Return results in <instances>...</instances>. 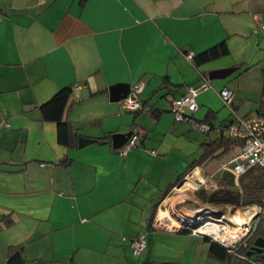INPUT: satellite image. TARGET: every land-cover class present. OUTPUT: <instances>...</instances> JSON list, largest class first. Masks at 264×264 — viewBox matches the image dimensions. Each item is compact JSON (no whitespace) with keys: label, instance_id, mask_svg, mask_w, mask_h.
Masks as SVG:
<instances>
[{"label":"crops","instance_id":"1","mask_svg":"<svg viewBox=\"0 0 264 264\" xmlns=\"http://www.w3.org/2000/svg\"><path fill=\"white\" fill-rule=\"evenodd\" d=\"M0 13V121L9 122L0 125V264L13 245L25 264H224L205 234L163 228L156 217L180 181L211 174L206 187L230 171L223 163L237 144L195 161L231 109L259 111L264 0H0ZM220 41V56L187 55ZM220 68L231 70L209 77ZM203 78L211 87L193 115L212 124L207 132L170 111L171 98ZM138 80L140 109L110 98L109 86ZM64 86L59 125L40 104ZM224 86L234 92L229 105ZM127 131L138 138L122 153L112 134ZM81 137L93 140L79 145ZM140 233L147 247L134 254ZM250 259L264 264L263 253Z\"/></svg>","mask_w":264,"mask_h":264},{"label":"built area","instance_id":"2","mask_svg":"<svg viewBox=\"0 0 264 264\" xmlns=\"http://www.w3.org/2000/svg\"><path fill=\"white\" fill-rule=\"evenodd\" d=\"M1 20V13H0ZM261 28L264 29V24H261ZM189 57L193 56L192 51L187 53ZM143 81L138 80L130 85L128 94L121 98L122 107L125 110H137L141 108V101L139 93L143 88ZM211 87V84L207 78H203L199 82L188 85L185 91L177 97H173L170 100V111L173 114L175 120L178 121H189L191 126L199 131L207 132L212 128V124L209 121L200 120L195 118L193 112L198 108L196 96L199 92ZM222 102L225 105L231 104L234 92L231 88L224 86L219 91ZM231 118L223 125L226 134L239 142V151L227 162L223 163L232 171L234 175L235 183L238 182V176L247 171L253 165H258L264 172V114L253 113L239 115L233 109ZM0 125H9L8 121H0ZM138 138V133L133 132L127 140L119 148L122 153L128 151L130 147L135 145ZM192 176V175H191ZM211 174L206 177L191 179L198 185L199 190L207 182V178H210ZM258 207V211L252 216L264 215V198L261 203L254 204ZM249 223L243 222L241 225L243 229L238 230L235 236H231V242H225L222 239L215 238L209 233L198 229L189 228L192 233H202L208 235L210 238L220 242L228 251L233 252L236 244L243 242L248 231L251 229V220ZM219 224L221 227L220 231H225L226 228L236 224V221L230 219L228 215H221L217 218V222L208 221ZM132 251L134 254H138L147 247V238L145 233H140L132 241ZM244 256V255H240ZM245 257V256H244ZM252 262V260L250 259Z\"/></svg>","mask_w":264,"mask_h":264},{"label":"trees","instance_id":"3","mask_svg":"<svg viewBox=\"0 0 264 264\" xmlns=\"http://www.w3.org/2000/svg\"><path fill=\"white\" fill-rule=\"evenodd\" d=\"M227 51L228 48L226 46V43L224 41H220L197 54H193L192 58L196 62H202L220 56L226 53ZM70 91H71L70 86H64L60 88L49 100L40 104V109L44 117L55 118L58 121L59 125L66 124L67 122L61 121V115H62V110L66 105ZM258 113L264 114V93L260 99V106ZM219 133L220 134L216 139L210 142H206L202 145L203 152L200 156V159H197L195 161L196 163L204 160L208 156L217 158V156L219 155L214 154V151L221 147L222 150H228L231 149L236 144L239 145V142L237 140L230 138L225 133L224 127H222L219 130ZM195 162L192 163L190 167L196 164ZM226 173L229 175V178L226 179L225 177L217 176L218 177V180L216 182L217 186L214 189L208 191L206 190V187H202L198 191L200 192V195L204 200L215 203H228V204L243 205V206L254 205L262 202V199L264 198V172L260 166L253 165L247 171L240 174L238 176L237 183H235L234 181V175L231 170L226 171ZM165 194L166 193H164L161 198H163ZM157 202H155V206ZM155 206L152 212V216L155 212ZM253 207H257V206L255 205ZM262 221L264 222V216L262 217ZM177 230L190 231L188 228L183 226L179 227ZM258 236L259 234L246 235L243 242L236 244V247L234 248L233 252L228 251L227 247H225L220 242L210 238L208 235H205V238L208 239L210 242L209 250L211 254L223 260L224 264H249V262H251L250 261L251 255L247 254L246 250L250 247L254 239ZM262 253L264 254V248H262L261 252H257V250H254L252 254L255 255L257 258L258 255ZM240 255H245V257ZM25 263L26 260L22 251V247L20 245L10 246L7 253L5 264H25ZM141 264H181V263L177 261L147 260L145 262H142Z\"/></svg>","mask_w":264,"mask_h":264},{"label":"rangeland","instance_id":"4","mask_svg":"<svg viewBox=\"0 0 264 264\" xmlns=\"http://www.w3.org/2000/svg\"><path fill=\"white\" fill-rule=\"evenodd\" d=\"M220 177H225L227 179V178H229V175L227 173H225ZM217 180H218V177L212 178L210 183L206 186V190L210 191V190L214 189L217 186V184L215 185L213 183L217 182ZM181 182H183V181H180L177 188H175L176 190L173 189L171 192L168 193L169 197L166 196V198L167 197L168 198L165 201L170 200L175 192L185 191V190L188 191L189 196L186 199H184L186 201L184 203H182L181 206L180 205L178 206L176 204L174 206L177 207L181 213H186L187 215H190L191 220H193L195 218L196 223H194V222L193 223H183V220H182L183 218L180 216V214L177 212V210L173 208V205L164 204V207L162 208V210L164 212H166L176 222H178L179 225H177L175 227H171V226L160 224V225H162L163 228L175 229V228H179V227L183 226V227H186L188 229L189 228L197 229V227L204 222H207V221L217 222V218L221 217V215H228V217L230 219H233L234 221H236L237 220L236 218L239 217L240 214L242 212H244V210L253 207V205H252V206H249L245 209H240V207H242L243 205L209 202L207 200H204L201 197L200 192H198L199 190H197V191L189 190ZM159 206H161V204ZM245 206H247V205H245ZM197 209H199V211H196ZM231 215H232V218H231ZM262 217H263L262 214H260V215H257V216L252 218L251 229L248 231L247 235L264 234V231L262 230L264 228V223L262 221ZM193 224H196V225L192 226ZM196 233H198V232L196 231Z\"/></svg>","mask_w":264,"mask_h":264},{"label":"bare ground","instance_id":"5","mask_svg":"<svg viewBox=\"0 0 264 264\" xmlns=\"http://www.w3.org/2000/svg\"><path fill=\"white\" fill-rule=\"evenodd\" d=\"M184 184V186L188 187L190 186L191 187V190L193 191H197L199 190L198 188V185L191 179H186L184 180L183 182H181ZM189 189V188H187ZM190 190V189H189ZM189 196V193L188 191H178V192H175L173 194V196L171 197L170 200L168 201H165L163 203L166 204V205H173V208L177 210V212L180 214V216L183 218V223H193L195 222V218L193 220H191V217L190 215H187L186 213H181L177 207H175L174 205H180L182 203H184L186 200L187 197ZM192 196V195H191ZM249 206H252V205H247V206H242L240 207V209H245ZM255 206V205H253ZM196 211H199V209H197ZM258 211V207H251L249 209H246L244 210V212H242L240 214L239 217H237L236 221V224L231 226V227H228L225 229V231H220L221 227L219 224H216V223H212V222H204L202 223L201 225L198 226V229L201 230V231H204L206 233H209L211 234L212 236H214L215 238H218V239H222L223 241L225 242H231L232 240V237L231 236H235L237 234V231L238 230H241L243 229L242 227V223L245 222L246 224L250 222V219L252 218V216ZM177 213V214H178ZM233 215V214H232ZM232 215H231V218H232ZM157 221H159L160 223L164 224V225H169V224H174V219L171 218L166 212L162 211V212H158L157 214V217H156Z\"/></svg>","mask_w":264,"mask_h":264},{"label":"water","instance_id":"6","mask_svg":"<svg viewBox=\"0 0 264 264\" xmlns=\"http://www.w3.org/2000/svg\"><path fill=\"white\" fill-rule=\"evenodd\" d=\"M231 68H220V69H212L209 71V77H221L227 74ZM130 83H118L115 85L109 86V96L112 100H120L121 98L125 97L130 89ZM132 134V131L127 132H115L112 134V144L115 147H120L127 138ZM93 139L91 138H79V145L91 142ZM196 223V221L194 222ZM196 224H193L192 226H195ZM264 247V239L261 236H258L254 239L253 243L250 245V247L246 250V253L251 255L250 257L253 259H256V256L253 255L254 250H259Z\"/></svg>","mask_w":264,"mask_h":264}]
</instances>
